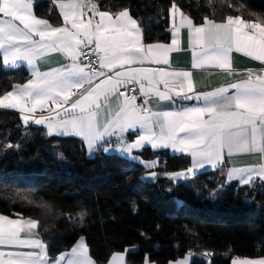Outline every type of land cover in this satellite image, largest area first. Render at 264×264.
I'll return each instance as SVG.
<instances>
[{"label": "snow or ice", "instance_id": "snow-or-ice-1", "mask_svg": "<svg viewBox=\"0 0 264 264\" xmlns=\"http://www.w3.org/2000/svg\"><path fill=\"white\" fill-rule=\"evenodd\" d=\"M54 3L63 18L59 26L36 17L31 11L33 0H0L3 64L26 61L31 66V78L0 95V107L19 110L25 123L34 120L36 125L46 124L49 134L80 136L90 152L102 146L108 151L113 147L109 140L115 137V147L126 154L145 144L189 153L192 167L172 173V179L186 177L205 165L222 166L225 156L234 153H256L264 158V69L239 72L233 68L231 56L234 51L243 52L264 62V22L253 23L240 16L217 22L205 17L197 25L173 4V19L179 12L180 23L173 25L171 43L145 46L137 22L126 8L103 10L98 0ZM85 11L91 13L87 19ZM181 27L188 29L193 68L219 69L226 74L225 83L211 91L196 92L190 71L142 67L146 61L169 64L160 53L178 48ZM48 53L62 54L68 63L41 72L34 61ZM185 101L197 103L187 106ZM164 102L184 106L172 111L153 110L163 107ZM135 129L139 135L128 142L124 134ZM227 176L242 185H251L256 179L264 182V163L230 167ZM38 227L36 219L0 215V246L34 249L0 251V264H95L83 243L50 260L43 241L32 238L38 236L33 232ZM24 232L27 238H21ZM5 255L9 257L6 260ZM121 255L114 254L110 264H119ZM173 264H187V259ZM231 264H264V258L236 257Z\"/></svg>", "mask_w": 264, "mask_h": 264}, {"label": "trees", "instance_id": "trees-1", "mask_svg": "<svg viewBox=\"0 0 264 264\" xmlns=\"http://www.w3.org/2000/svg\"><path fill=\"white\" fill-rule=\"evenodd\" d=\"M34 1L35 15L53 25L61 23L53 0ZM98 3L112 12L128 9L145 43L168 40L173 4L195 23L240 12L245 20L264 22V0ZM27 79L24 68H5L0 59V95ZM21 122L17 112L0 108V214L38 220L50 258L80 238L96 264L132 246L136 249L127 252L128 264H167L192 250L211 252L210 264L264 256V192L254 191V185L225 184L209 170L193 174L191 182L173 183L166 175L143 180L148 172L187 169L189 156L146 148L137 154L158 160L157 166L145 169L116 154L97 151L89 156L78 139L45 136L41 127L19 126ZM217 188L222 198L214 204L209 196Z\"/></svg>", "mask_w": 264, "mask_h": 264}, {"label": "crops", "instance_id": "crops-1", "mask_svg": "<svg viewBox=\"0 0 264 264\" xmlns=\"http://www.w3.org/2000/svg\"><path fill=\"white\" fill-rule=\"evenodd\" d=\"M34 2L35 1L33 0V5H34ZM53 4L55 5L58 14L61 17V23L59 24V25H61L63 23V18H62V15L60 13L59 6L54 3V0H53ZM33 5H32L31 11L34 14ZM172 8L173 7H171L170 10H169V38H168L167 41H153V42H146V43L143 42L142 30H141L140 26L137 24L138 28H139L138 35L141 37V43L143 45H145V46L149 45V44H153V45H155V44L168 45V44L171 43L172 32L174 30L173 25H174V23L176 25H179V23H180V14H179V12H182L177 7L179 9V12L176 13L175 20H174L173 19V14H172V11H171ZM103 10H105V9H103ZM89 15H91V13L85 11V19H87V17ZM185 15L188 16L187 14H185ZM35 16L38 17V18H42V17H39L37 15H35ZM188 17H190V16H188ZM43 19H45V18H43ZM221 21H224V20H217V22H221ZM246 21H249V20H246ZM193 22H194V20H193ZM250 22L258 23L256 21H250ZM195 24L198 25L200 23H195ZM59 25H54V26H59ZM179 39H180V44H179V46H178V48L176 50L171 51V52L160 53V58L161 59L167 58L168 61H169V64H167V65H165L163 63L155 64V63L146 61L145 64L142 65V67L153 68V69H155V68H164L167 71H173V70L190 71L192 73V78H193V81H194V86H195V91L196 92L211 91L213 86H219L220 84H223V83L226 82V74H224L219 69L193 68V48L191 46H189L188 29L186 27H181L179 29ZM3 54H4V50L0 49V59H1L2 65L5 68H9V69H15V68H18V67L24 68L27 71V73H28V79L31 78V66H29L26 61H17V63L15 65L5 66L3 64ZM231 56H232L233 68H235L239 72H245L248 69H252V70H255V71L259 72L261 69H264V62H261L260 60H255L251 56L245 55L243 52H235L234 51L231 54ZM34 63H35V65L38 67V69L41 72H44V71L50 70L51 68L60 67L61 64L68 63V61L62 54H59V53H48L45 58L37 59L36 61H34ZM134 66L140 67L141 65H134ZM227 79L230 80V79H232V77H227ZM20 84H23V83H20ZM15 85H19V83L15 84ZM9 91H14V88L12 87V89L9 90ZM194 103H197V102L196 101H191V102L185 101L184 105L191 106V104H194ZM184 105L172 106L171 102H164V106L163 107H160V108L153 107V110L154 111H172V110H174V107H180V106H184ZM0 108L7 109V110H12V111L17 112L19 114L21 120L23 121V119H22V115L23 114L19 110L10 109V108H4V107H0ZM45 115H47V113H45ZM34 116L36 118L39 117V109L37 110V113L34 114ZM28 123H29L28 125L41 127L43 129V132H44L45 136L73 137V138L78 139L79 141H81L84 144L89 156H93L97 151H102L104 153L116 154V155H120V156L126 157L128 159H131L133 161H136V162L140 163L145 169H152L155 166H157V160L158 159L157 158H154V159H143L137 153L140 152L143 149H146V148L150 149L151 151H154V152L166 149V150H168V152L171 155H179V154L188 155L189 156V166H188L187 169L191 168L192 164H193L192 156L189 153L177 151V150L172 149L171 147H156V148H153L151 144H145L141 148L133 149L131 154H126V153H124L122 151H119L115 147L117 145V143H118L115 137H111L110 138L109 143L113 147L109 148L108 151H104L103 150V146H102V147H98L96 150L90 152L88 147H87L86 142L80 136H76V135H60V134H57V133L49 134V130H48V127H47L46 124L36 125L34 123V120H29ZM124 135H125V138L127 139L128 142H133V141H135L137 135H139V130L138 129L129 130ZM133 157H136V158H133ZM150 161H155L156 162L155 165L150 167V168L146 167L145 166L146 163L150 162ZM260 163H264V158H262L260 154H256V153H234L231 157H228L227 155L225 156V162L223 163L222 166L212 167L211 165H205L202 168L198 167V168H196L194 170L193 173L188 174L186 177H183V178H176V179L170 178V175L172 173H176V172H167V173H163L162 172V173H159V172H156V171H152V172L157 173V175L155 177L150 175L152 172H148V173H146V174H144L142 176V179L143 180H147V181H152V180L156 179V177H158L160 175H166L168 177V179L171 180L173 183H174V181L178 182V181H184V180H186L187 182H191V180H192L191 178H192L193 174L209 170V171L214 172L216 177H221V179H223V182L225 184H228L230 182H236L238 185H242L236 179H233L231 181L228 179V176H227L228 169L230 167H246V166L258 165ZM187 169H184L182 171H177V172H184ZM253 184H258V185L264 186V182H262L260 179H256L255 182L252 183L251 185H253ZM251 185H248V186H251ZM0 215H3V214H0ZM3 216H6V215H3ZM7 217H9V216H7ZM9 218L10 219L20 220L23 217H9ZM23 219L26 220V219H29V218H23ZM33 232L34 233H38V230L34 229ZM21 238H27V233L26 232L21 233ZM32 238H38V239L42 240V238H41L39 233H38V236H33ZM78 243H83L84 245H86L87 254L90 256L89 250H88V246H87L85 240L83 238H80V239L77 240V242L71 248L59 252L56 256H54L52 258H50L48 256V254H47V257L50 260H55L61 253H70L72 248L76 247L78 245ZM46 248H47V245H46ZM135 249H136V247L132 246V247H127L123 251H114V252H112L109 255V258L107 259L105 264H110L114 254H117V253L122 254L120 257L117 258L118 261H119V264H128L126 262L127 252L131 251V250H135ZM32 250H34V249H31V248H29L27 246H23V245H7L6 244V245L0 246V251H2L4 253H8V252H25V251H32ZM190 252L194 253V255L189 256ZM205 253H207V255H205ZM211 254L212 253L208 252V251H195V250H192V251H189V252L185 253L183 256H181V257H179L177 259H173V260L168 261L167 264H173V262H176V261H179V260H182V259H187V264H191L193 261H196V262H199V263H202V264H210V255ZM8 258L9 257L7 255H5L4 259L6 260ZM233 258H236V257H233ZM233 258L231 259L230 264H231ZM239 258L259 259V258H264V256H260V257H239ZM92 260H93V258H92ZM95 264H96V262H95ZM142 264H155V263L152 262V261H145Z\"/></svg>", "mask_w": 264, "mask_h": 264}, {"label": "rangeland", "instance_id": "rangeland-1", "mask_svg": "<svg viewBox=\"0 0 264 264\" xmlns=\"http://www.w3.org/2000/svg\"><path fill=\"white\" fill-rule=\"evenodd\" d=\"M223 2V1H222ZM223 3H226V1H224ZM237 16L242 17V13L240 12ZM235 17V16H234ZM243 18V17H242ZM245 20V19H244ZM251 21V20H249ZM6 149H8V146L6 147ZM174 183H176V181H174ZM253 190L257 191V192H264V187L262 185H258V184H253ZM209 198L213 201L214 204H218L221 201L222 198V189L221 188H217L215 191H213Z\"/></svg>", "mask_w": 264, "mask_h": 264}, {"label": "water", "instance_id": "water-1", "mask_svg": "<svg viewBox=\"0 0 264 264\" xmlns=\"http://www.w3.org/2000/svg\"><path fill=\"white\" fill-rule=\"evenodd\" d=\"M28 124H29L28 122L25 123L24 121H22L19 126H21V125L27 126Z\"/></svg>", "mask_w": 264, "mask_h": 264}, {"label": "built area", "instance_id": "built-area-1", "mask_svg": "<svg viewBox=\"0 0 264 264\" xmlns=\"http://www.w3.org/2000/svg\"><path fill=\"white\" fill-rule=\"evenodd\" d=\"M255 71V70H254ZM257 72V71H256ZM138 87V86H137ZM121 91H124V89H121ZM127 94V93H126ZM137 95H138V102H139V97H140V94L139 93H137Z\"/></svg>", "mask_w": 264, "mask_h": 264}]
</instances>
